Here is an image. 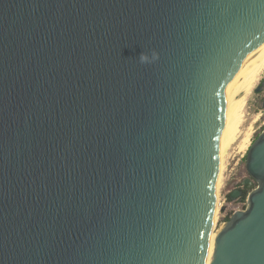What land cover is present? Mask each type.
<instances>
[{"label": "water", "instance_id": "water-1", "mask_svg": "<svg viewBox=\"0 0 264 264\" xmlns=\"http://www.w3.org/2000/svg\"><path fill=\"white\" fill-rule=\"evenodd\" d=\"M263 44L264 0H0V264H264V127L210 245Z\"/></svg>", "mask_w": 264, "mask_h": 264}, {"label": "rangeland", "instance_id": "rangeland-1", "mask_svg": "<svg viewBox=\"0 0 264 264\" xmlns=\"http://www.w3.org/2000/svg\"><path fill=\"white\" fill-rule=\"evenodd\" d=\"M263 80L264 71L259 82L255 85L254 90L248 96L247 103L244 109L245 120L241 127L242 132H240V137H244L245 132L250 126H252V134L250 136L252 137L253 135L252 142L255 140L258 134L261 133L264 127V107L262 104L264 98V89L260 92L256 91V88ZM241 138H239L237 142L230 144L226 149L225 165L222 172L223 178L221 181V188L219 192V200L220 202L226 200L223 206L226 208L225 210H222L221 207V209L219 210L218 218L215 224L216 233H218V231L222 228L223 225L221 224L226 221L227 217L233 213L236 207L242 206L240 202L241 199L230 200L228 196L230 191L234 189L237 184L241 183L243 179L249 177L245 163L247 152L243 156L245 149L239 145ZM255 186L256 183L254 181L252 187L248 188V192Z\"/></svg>", "mask_w": 264, "mask_h": 264}, {"label": "bare ground", "instance_id": "bare-ground-1", "mask_svg": "<svg viewBox=\"0 0 264 264\" xmlns=\"http://www.w3.org/2000/svg\"><path fill=\"white\" fill-rule=\"evenodd\" d=\"M264 71V44L256 50L253 55V59L251 62L249 74L247 77L246 85L243 89V92L238 100V102L234 105V107L230 110L228 117L224 120V127L222 132L221 138V161H220V173L217 183V208H216V215H215V222H214V229L212 232V236L210 239L211 241L214 236L217 234L215 231V224L218 218L219 210L222 207V204L219 200V192L221 188V181H222V172L225 165V156H226V149L227 147L238 141L241 138L242 132V124L245 120V105L247 103L248 96L252 93L255 88V85L259 82L261 75ZM252 134V126L248 128L245 132L244 137L241 138L239 145L246 149L250 142V136ZM210 246L207 255L206 264H209L210 261Z\"/></svg>", "mask_w": 264, "mask_h": 264}, {"label": "clouds", "instance_id": "clouds-1", "mask_svg": "<svg viewBox=\"0 0 264 264\" xmlns=\"http://www.w3.org/2000/svg\"><path fill=\"white\" fill-rule=\"evenodd\" d=\"M138 59L142 64H152L158 61L159 53L155 50L142 51Z\"/></svg>", "mask_w": 264, "mask_h": 264}, {"label": "built area", "instance_id": "built-area-1", "mask_svg": "<svg viewBox=\"0 0 264 264\" xmlns=\"http://www.w3.org/2000/svg\"><path fill=\"white\" fill-rule=\"evenodd\" d=\"M252 138H253V135H252V137L250 138L249 145H251V143H252ZM249 145H248V147L244 150V154H243V156L245 155V153H246L247 150L249 149ZM225 202H226V200L221 201L222 207L224 206V203H225ZM240 202H241L242 206H238V207H236L235 210H237V209H244V208H245L246 201L243 202L242 200H240ZM235 210H234V211H235ZM234 211H233V212H234Z\"/></svg>", "mask_w": 264, "mask_h": 264}, {"label": "flooded vegetation", "instance_id": "flooded-vegetation-1", "mask_svg": "<svg viewBox=\"0 0 264 264\" xmlns=\"http://www.w3.org/2000/svg\"><path fill=\"white\" fill-rule=\"evenodd\" d=\"M264 81V80H263ZM263 90V89H262ZM261 90V91H262ZM246 181V178L245 179H243V181L241 182V183H239V184H237L234 188H239V189H242L243 191H245V189H246V187H248V186H252L253 184H254V180H252L251 181V183H244ZM233 190V189H232ZM238 199H240V198H238ZM243 199V198H242Z\"/></svg>", "mask_w": 264, "mask_h": 264}, {"label": "trees", "instance_id": "trees-1", "mask_svg": "<svg viewBox=\"0 0 264 264\" xmlns=\"http://www.w3.org/2000/svg\"><path fill=\"white\" fill-rule=\"evenodd\" d=\"M251 187H252V186H251ZM248 188H250V186L246 187V189H245V196H244L243 199H242L243 202L246 201V196H247V193H248ZM229 217H230V216H228L226 220H228Z\"/></svg>", "mask_w": 264, "mask_h": 264}]
</instances>
